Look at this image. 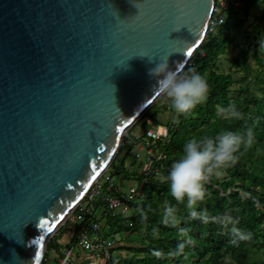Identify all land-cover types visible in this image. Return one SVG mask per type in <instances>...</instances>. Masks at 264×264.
Segmentation results:
<instances>
[{
  "label": "water",
  "instance_id": "obj_1",
  "mask_svg": "<svg viewBox=\"0 0 264 264\" xmlns=\"http://www.w3.org/2000/svg\"><path fill=\"white\" fill-rule=\"evenodd\" d=\"M214 4L0 0V264H42L125 132L161 96L148 69L168 57L181 74Z\"/></svg>",
  "mask_w": 264,
  "mask_h": 264
},
{
  "label": "trees",
  "instance_id": "obj_2",
  "mask_svg": "<svg viewBox=\"0 0 264 264\" xmlns=\"http://www.w3.org/2000/svg\"><path fill=\"white\" fill-rule=\"evenodd\" d=\"M258 2L263 6L254 19L264 21V0H249L239 11H229L222 25L208 30L204 41L181 72L182 76H190L195 70L201 75L209 86L207 97L187 114L176 113L170 104L175 118L167 124L169 142L164 149L166 168L159 179H150L144 185L141 195L132 205L133 213L124 219L117 218L115 221L120 223L119 226L111 225L109 228V232L115 234L143 233L141 241L137 246L119 247V250L132 255L129 258L117 256L111 264H264V255L260 256L261 252L264 253V66L254 70L247 60L248 51H254L253 57L262 64L257 50L264 55V42L249 44L246 49L239 47L240 60L232 59L228 72L218 65L228 48L238 46L234 45L232 33L240 31L243 25L241 20L238 21L239 13L248 16L249 7ZM261 31L264 32V24ZM233 67H238V70L233 72ZM234 86L238 88L233 89ZM153 105L141 119L147 117ZM229 105H235L243 114V119L226 118L224 110ZM248 129L253 131L252 145L242 149L235 164L220 170L224 178H209L210 184H205L206 198L197 209L206 210L210 217L227 216L236 222L235 226L241 231L251 233L249 240L233 243L236 238L230 231L232 224L223 228L216 222L205 224L199 219H189L185 205L177 203L170 195L169 174L189 138L215 139L225 130L246 138ZM125 147L123 141L108 168L112 177L129 178L131 175L122 165L115 170ZM169 206L176 209L175 226L162 222L164 211ZM181 229L188 230L187 236L191 242L182 252H178V244L184 236ZM74 230L66 221L57 231L56 238L53 236L52 242L47 244L42 264H48L49 251L58 250L61 246V234L72 236Z\"/></svg>",
  "mask_w": 264,
  "mask_h": 264
},
{
  "label": "built area",
  "instance_id": "obj_3",
  "mask_svg": "<svg viewBox=\"0 0 264 264\" xmlns=\"http://www.w3.org/2000/svg\"><path fill=\"white\" fill-rule=\"evenodd\" d=\"M249 0H215L208 30L222 25L229 11H239ZM163 105L170 109L171 101L161 95ZM130 155L141 164L140 172L126 185L103 173L77 204L67 221L75 228L69 244L48 252V264H111L120 241L109 228L118 227L117 218L133 213L132 205L150 179H159L166 168L165 145L169 142V127L154 128L149 119L139 118L123 135ZM171 172V171H170ZM209 185V181L206 183ZM131 226V223H128Z\"/></svg>",
  "mask_w": 264,
  "mask_h": 264
},
{
  "label": "clouds",
  "instance_id": "obj_4",
  "mask_svg": "<svg viewBox=\"0 0 264 264\" xmlns=\"http://www.w3.org/2000/svg\"><path fill=\"white\" fill-rule=\"evenodd\" d=\"M140 57L147 58V53L142 52ZM150 78L156 79L155 93L164 95L171 101V107L178 114L190 113L197 105L204 102L207 97L209 86L207 81L193 70L190 76H182L177 69L169 67L168 57L160 59L155 67L148 69ZM226 118L232 120L243 119V114L235 105H229L224 110ZM245 136L232 131H221L215 139L205 137L198 139L189 138L183 145L181 157L173 164L169 174L170 195L177 202L185 205L189 219H199L202 223L216 222L223 228L230 224L231 233L236 238L232 242L246 241L251 238V233H245L235 226L231 218L210 217L206 210L197 211L199 205L206 198L205 184L214 174L220 170L235 164L239 159L242 149L250 147L253 143V131L248 129ZM176 209L169 206L165 209L162 222L166 225L175 226ZM184 236L178 244L177 251L182 252L190 238L188 230L181 229ZM159 256V253H155Z\"/></svg>",
  "mask_w": 264,
  "mask_h": 264
},
{
  "label": "rangeland",
  "instance_id": "obj_5",
  "mask_svg": "<svg viewBox=\"0 0 264 264\" xmlns=\"http://www.w3.org/2000/svg\"><path fill=\"white\" fill-rule=\"evenodd\" d=\"M263 6L262 3L258 2L256 4H254L252 7H249L248 10V16L245 15L243 12L241 13V17L243 18V26L241 27L240 31H233L232 36L234 38V45H238L237 47H230L228 48L226 54L224 56H222L219 59L218 65L220 66V68L225 71L228 72L230 70V66H231V60L236 58L238 60H240V54H241V49L240 48H244L246 49L249 44H253V43H258L259 41H263L264 42V32L261 31V28L264 24V21L261 20H255L254 17L260 14V8ZM240 47V48H239ZM257 54L258 57L261 59V63L260 64L258 62V60L253 57L254 51H248V63L250 64L251 68L254 70L259 69L261 65L264 66V55L261 53V50H257ZM238 70V67H233L232 71L235 72ZM237 75L241 76V74ZM235 75V76H237ZM238 76V77H239ZM238 88V86H234L233 89ZM256 94L260 95V92L255 91ZM235 95V94H234ZM147 119H149L150 124L156 128L157 126H167V124L169 122H171L175 117L173 112H171V110L163 105L162 102V98H158L155 102L153 107L151 108V110L148 112L147 117H145ZM109 168V167H108ZM108 168L107 170L104 172L105 175L106 174H110L108 173ZM214 178L217 179H222L224 178V173L219 172V174H214L212 175ZM209 181V180H208ZM64 230V229H63ZM62 230V231H63ZM57 231L54 233L53 236H55L54 238H56L57 235ZM143 233H139V234H124L122 235L121 233L116 235V239L117 240H121V242L119 243V247L121 246H137V244H139V242L141 241V237H142ZM123 244V245H122ZM66 245V244H64ZM67 246V245H66ZM47 252V251H46ZM48 254V253H47ZM132 253L125 251V250H119L117 249V253L115 255V257H121V258H129L131 257ZM264 253H260V256H263ZM49 256V255H48Z\"/></svg>",
  "mask_w": 264,
  "mask_h": 264
},
{
  "label": "crops",
  "instance_id": "obj_6",
  "mask_svg": "<svg viewBox=\"0 0 264 264\" xmlns=\"http://www.w3.org/2000/svg\"><path fill=\"white\" fill-rule=\"evenodd\" d=\"M238 19H239L238 21L241 20V22H243L242 21L243 18L241 17V13H239ZM126 154H127V149L125 147L121 153V158L119 159V161L116 164L115 170H117L118 167H120L122 165L125 168L126 172L131 174V175L129 178H123L122 176H118V177L115 176V178L121 180L123 182V185L127 186V184L132 180V178L137 176L138 173L140 172L141 164L137 160H135L131 155H129L130 153L128 155H126ZM70 240H71L70 234H66V233L61 234V239H60L61 246H60V248L68 245ZM64 244H66V245H64Z\"/></svg>",
  "mask_w": 264,
  "mask_h": 264
},
{
  "label": "snow or ice",
  "instance_id": "obj_7",
  "mask_svg": "<svg viewBox=\"0 0 264 264\" xmlns=\"http://www.w3.org/2000/svg\"><path fill=\"white\" fill-rule=\"evenodd\" d=\"M192 54V51H191V49L188 51V55H191ZM123 129H121V131H122ZM99 173H97V175H98ZM96 178V176L94 175L93 177H92V179H95ZM63 217H61V219H62ZM50 230V229H49Z\"/></svg>",
  "mask_w": 264,
  "mask_h": 264
}]
</instances>
